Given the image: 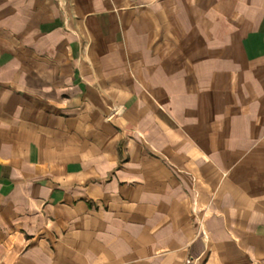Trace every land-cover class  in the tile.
<instances>
[{
  "label": "crops",
  "instance_id": "0c3cea01",
  "mask_svg": "<svg viewBox=\"0 0 264 264\" xmlns=\"http://www.w3.org/2000/svg\"><path fill=\"white\" fill-rule=\"evenodd\" d=\"M0 264H264V0H0Z\"/></svg>",
  "mask_w": 264,
  "mask_h": 264
}]
</instances>
